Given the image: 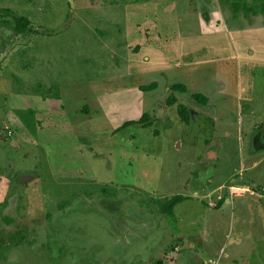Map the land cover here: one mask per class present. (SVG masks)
Masks as SVG:
<instances>
[{
    "label": "rangeland",
    "instance_id": "obj_1",
    "mask_svg": "<svg viewBox=\"0 0 264 264\" xmlns=\"http://www.w3.org/2000/svg\"><path fill=\"white\" fill-rule=\"evenodd\" d=\"M261 2L0 0V264H264Z\"/></svg>",
    "mask_w": 264,
    "mask_h": 264
},
{
    "label": "trees",
    "instance_id": "obj_2",
    "mask_svg": "<svg viewBox=\"0 0 264 264\" xmlns=\"http://www.w3.org/2000/svg\"><path fill=\"white\" fill-rule=\"evenodd\" d=\"M7 11L8 10L6 8L2 9L3 13H7ZM259 11H260V13H262L263 20H264V0H263V2H261L260 6H259ZM3 16H4V14L0 13V24H4L6 26L12 27V29L16 33H22V32H25L28 30V19L26 17H23V16L14 17L13 16L9 20V19L3 18ZM155 87H156V82L151 81L148 84L139 85L138 89L140 91H150V90L154 89ZM170 89L177 90V91H184V87L181 84H172L170 86ZM191 98L200 104H205V102H206L205 96H203L200 93H192ZM165 102L168 105L175 104V110H176V114L178 115V117L184 123H188L189 114H188L187 106L185 104H183L181 102H176V98L172 94H170L166 97ZM144 118H145V114L143 113L136 120H133V119L126 120V121L122 122L120 124V126H118V127L120 128V127H123V126L128 125V124L139 122V121L143 120ZM180 198H181V196H179V195H173V196L169 197L168 199H166L160 206L161 212L164 214L165 213L171 214L172 207L176 203L179 202Z\"/></svg>",
    "mask_w": 264,
    "mask_h": 264
},
{
    "label": "crops",
    "instance_id": "obj_3",
    "mask_svg": "<svg viewBox=\"0 0 264 264\" xmlns=\"http://www.w3.org/2000/svg\"><path fill=\"white\" fill-rule=\"evenodd\" d=\"M153 81H155V80H153ZM158 87V85H157V83H156V87L154 88V90H156V88ZM151 91V90H150ZM179 93V92H178ZM201 94V93H200ZM173 95H175V94H173Z\"/></svg>",
    "mask_w": 264,
    "mask_h": 264
}]
</instances>
